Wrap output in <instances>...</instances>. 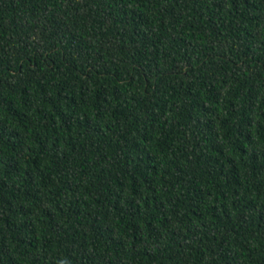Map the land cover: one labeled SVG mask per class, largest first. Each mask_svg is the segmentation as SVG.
Instances as JSON below:
<instances>
[{"label":"trees","instance_id":"16d2710c","mask_svg":"<svg viewBox=\"0 0 264 264\" xmlns=\"http://www.w3.org/2000/svg\"><path fill=\"white\" fill-rule=\"evenodd\" d=\"M0 264H264V0H0Z\"/></svg>","mask_w":264,"mask_h":264}]
</instances>
